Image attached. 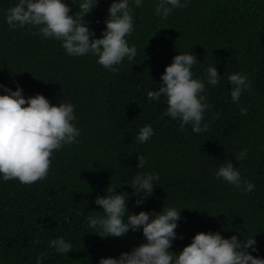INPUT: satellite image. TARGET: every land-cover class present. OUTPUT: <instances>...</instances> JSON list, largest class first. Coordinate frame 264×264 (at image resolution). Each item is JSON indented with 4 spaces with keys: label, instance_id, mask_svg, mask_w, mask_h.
I'll list each match as a JSON object with an SVG mask.
<instances>
[{
    "label": "trees",
    "instance_id": "16d2710c",
    "mask_svg": "<svg viewBox=\"0 0 264 264\" xmlns=\"http://www.w3.org/2000/svg\"><path fill=\"white\" fill-rule=\"evenodd\" d=\"M17 2L0 0V85L12 91L19 86L25 99L41 94L52 105L73 104L81 135L79 143L53 153L46 179L22 185L0 176V264H37V258L40 264H98L144 243L140 229L101 239L87 223L89 214L103 215L94 200L108 186L117 188L114 194L132 193L123 183L136 171L156 173L159 180L139 206L130 195L129 212H158L163 204L181 209L171 252L199 232H220L241 242L243 235H254L256 251H248L264 258V0H187V7L174 9L167 19L155 14L158 0H142L141 7L130 0L134 31L126 39L137 55L125 58L118 73L104 69L93 55L69 56L60 41L32 35L36 29L9 28L5 13ZM63 2L71 15L81 0ZM111 3L98 0L84 17L94 38L105 29ZM187 52L197 58L194 78L205 81L212 106L204 114L208 130L200 134L190 125L182 131L168 116L161 119L165 98L147 99L173 57ZM209 65L221 77L216 86L207 85ZM232 72L247 73L251 83L252 94L242 93L239 103L231 101ZM145 124L154 135L140 143L136 137ZM243 149L247 156L237 161L234 156ZM137 154L147 159L143 169L136 167ZM225 159L255 185L252 192L216 178ZM57 237L72 251L51 248Z\"/></svg>",
    "mask_w": 264,
    "mask_h": 264
},
{
    "label": "clouds",
    "instance_id": "9594fccd",
    "mask_svg": "<svg viewBox=\"0 0 264 264\" xmlns=\"http://www.w3.org/2000/svg\"><path fill=\"white\" fill-rule=\"evenodd\" d=\"M97 3L98 0H81L76 7L78 11L70 15L72 10L63 0H18L5 13V22L14 30L36 29L32 35L60 41L69 56L93 55L104 69L118 73L120 69L117 66L125 58L132 61L137 55L136 47L130 46L126 39L134 31L132 6L130 0H112L104 21L105 29L100 38H94V32L90 31L84 17ZM132 3L135 7L142 6V0H132ZM187 6V0L184 3L181 0H158L155 14L167 19L174 9ZM197 63L195 54L191 52L175 55L161 75L158 90L148 91L147 99L157 101L165 98L167 107L161 119L168 116L179 121L182 131L190 125L194 133L200 134L208 130L209 125L203 123L204 114L212 106L207 102L205 81L194 78L192 69ZM206 72L207 85H218L221 77L214 65H209ZM227 81L231 85L233 103H239L245 91L252 94L247 73L232 72ZM0 89L6 93L0 95V176L4 181L17 180L22 185L44 180L48 176L53 153L65 145L79 143L77 138L81 133L73 123L76 120L74 105L68 102L52 105L41 94L25 99L19 86L15 91L3 85ZM240 111L247 114V108ZM212 115L214 119L219 118V113ZM153 135L152 126L145 124L139 129L136 139L145 143ZM246 156L247 149H243L234 157L242 161ZM136 159L137 169H143L146 157L137 154ZM215 176L244 193L255 189V185L242 179L239 169L227 159L220 163ZM158 180L156 173L136 171L130 183H123L133 190L131 194H114L117 188L108 186L103 197L95 198L94 203L103 212L102 216H87L88 226L98 230L95 235L101 239L123 237L130 230L140 229L145 240L130 251L122 252L118 258H100L98 264H264V258L253 256L248 251H256L254 235H243L245 239L241 242L236 235L224 238L220 232H199L182 250L171 252L172 241L177 238L175 229L181 209L163 204L158 212L133 214L126 207L130 195L137 197V206L151 196ZM49 246L58 253L72 251V245L63 237L52 239ZM37 264H40V258H37Z\"/></svg>",
    "mask_w": 264,
    "mask_h": 264
}]
</instances>
